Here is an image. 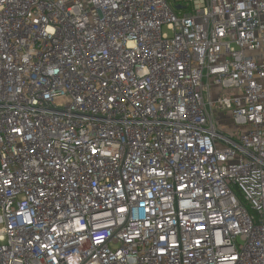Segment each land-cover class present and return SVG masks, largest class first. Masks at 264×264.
Returning a JSON list of instances; mask_svg holds the SVG:
<instances>
[{
  "label": "built area",
  "instance_id": "1",
  "mask_svg": "<svg viewBox=\"0 0 264 264\" xmlns=\"http://www.w3.org/2000/svg\"><path fill=\"white\" fill-rule=\"evenodd\" d=\"M0 264H264V0H0Z\"/></svg>",
  "mask_w": 264,
  "mask_h": 264
},
{
  "label": "rangeland",
  "instance_id": "2",
  "mask_svg": "<svg viewBox=\"0 0 264 264\" xmlns=\"http://www.w3.org/2000/svg\"><path fill=\"white\" fill-rule=\"evenodd\" d=\"M216 95L213 97L214 99L218 96L219 94V89L215 90ZM215 119H216V123L218 128H225L227 126H230V130H235L234 125L231 122V117H230V113L229 112H222L219 110L215 111ZM227 125V126H226Z\"/></svg>",
  "mask_w": 264,
  "mask_h": 264
}]
</instances>
